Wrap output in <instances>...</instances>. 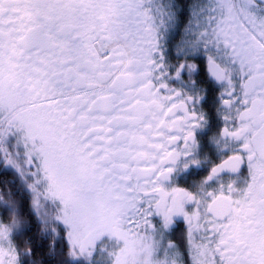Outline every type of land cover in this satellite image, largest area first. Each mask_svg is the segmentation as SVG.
<instances>
[{"label":"snow or ice","instance_id":"1","mask_svg":"<svg viewBox=\"0 0 264 264\" xmlns=\"http://www.w3.org/2000/svg\"><path fill=\"white\" fill-rule=\"evenodd\" d=\"M0 264H264V0H0Z\"/></svg>","mask_w":264,"mask_h":264},{"label":"flooded vegetation","instance_id":"2","mask_svg":"<svg viewBox=\"0 0 264 264\" xmlns=\"http://www.w3.org/2000/svg\"><path fill=\"white\" fill-rule=\"evenodd\" d=\"M16 203L18 204L19 201L17 200ZM17 223L13 224V220L6 221V224L8 226V229L10 232H16V231H23L24 228L30 223L28 221V218L26 216H17L14 218ZM27 237H21L20 240L16 241L19 244H22L24 240H27Z\"/></svg>","mask_w":264,"mask_h":264}]
</instances>
